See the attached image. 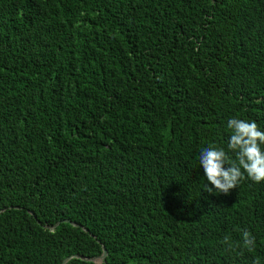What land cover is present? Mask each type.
<instances>
[{
  "label": "trees",
  "instance_id": "1",
  "mask_svg": "<svg viewBox=\"0 0 264 264\" xmlns=\"http://www.w3.org/2000/svg\"><path fill=\"white\" fill-rule=\"evenodd\" d=\"M232 117L264 131V0H0V264H264V181L203 191Z\"/></svg>",
  "mask_w": 264,
  "mask_h": 264
},
{
  "label": "clouds",
  "instance_id": "2",
  "mask_svg": "<svg viewBox=\"0 0 264 264\" xmlns=\"http://www.w3.org/2000/svg\"><path fill=\"white\" fill-rule=\"evenodd\" d=\"M231 134L227 141V151L223 147L210 145L200 150L199 166L203 169L206 183L203 191L209 194L228 195L243 180L253 183L264 181V131L255 121L232 117L227 121ZM234 154V158L228 153ZM242 247L252 250L255 237L248 230H242ZM230 238L224 237L223 243L231 248ZM254 264H260L259 258Z\"/></svg>",
  "mask_w": 264,
  "mask_h": 264
},
{
  "label": "water",
  "instance_id": "3",
  "mask_svg": "<svg viewBox=\"0 0 264 264\" xmlns=\"http://www.w3.org/2000/svg\"><path fill=\"white\" fill-rule=\"evenodd\" d=\"M64 221H67V222H69L73 225H76V226H80L83 230H87L85 227H83L82 225H80L74 221H71L68 219H64ZM60 222H61V220L56 221L55 223L50 224V225H44V227L49 228V229H53ZM97 241L99 242V240H97ZM106 254H107V251H106L105 247L102 246V253L97 257H84V256H81L79 254H74V255L67 256L66 258H64L60 264H65L66 261H68L71 257H77V258H81V259H85V260H92V261L98 262V261L102 260L106 256Z\"/></svg>",
  "mask_w": 264,
  "mask_h": 264
},
{
  "label": "rangeland",
  "instance_id": "4",
  "mask_svg": "<svg viewBox=\"0 0 264 264\" xmlns=\"http://www.w3.org/2000/svg\"><path fill=\"white\" fill-rule=\"evenodd\" d=\"M99 262V261H98Z\"/></svg>",
  "mask_w": 264,
  "mask_h": 264
}]
</instances>
